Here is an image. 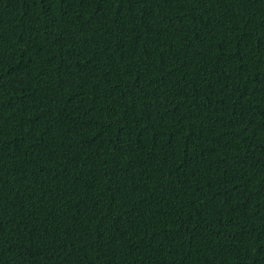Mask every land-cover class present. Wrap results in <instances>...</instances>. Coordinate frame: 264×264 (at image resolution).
Wrapping results in <instances>:
<instances>
[{
	"label": "trees",
	"instance_id": "trees-1",
	"mask_svg": "<svg viewBox=\"0 0 264 264\" xmlns=\"http://www.w3.org/2000/svg\"><path fill=\"white\" fill-rule=\"evenodd\" d=\"M0 264H264V0H0Z\"/></svg>",
	"mask_w": 264,
	"mask_h": 264
}]
</instances>
